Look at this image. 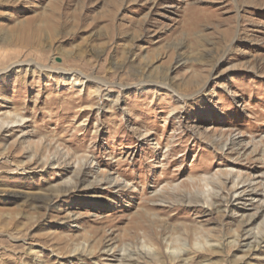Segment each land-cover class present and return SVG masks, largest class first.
<instances>
[{
  "label": "rangeland",
  "instance_id": "obj_1",
  "mask_svg": "<svg viewBox=\"0 0 264 264\" xmlns=\"http://www.w3.org/2000/svg\"><path fill=\"white\" fill-rule=\"evenodd\" d=\"M0 264H264V0H0Z\"/></svg>",
  "mask_w": 264,
  "mask_h": 264
},
{
  "label": "bare ground",
  "instance_id": "obj_2",
  "mask_svg": "<svg viewBox=\"0 0 264 264\" xmlns=\"http://www.w3.org/2000/svg\"><path fill=\"white\" fill-rule=\"evenodd\" d=\"M39 30H41V29H36V31L38 32ZM8 40H10V41H12V37L11 36H9V39ZM13 125L11 126V127H17V126H20L21 124H22V120H19V121H17V122H15V123H12ZM162 198H165V199H168V198H170V199H173V200H177V199H179V198H182V194L180 193V192H177V193H174V194H170L169 195V197L168 198H166L165 196H161V195H157V196H154L151 200H158V199H162ZM169 200V199H168ZM155 201V202H156ZM146 209H147V211H149V212H151L152 211V209L153 208H151L150 207V205H148L147 207H146ZM146 211V212H147ZM149 212H147V213H145V214H143V215H140V217H139V219L138 220H136V222L135 223H133V225L131 226V228H130V230H129V233L127 234V235H125V238L124 239H132V240H135L137 237H138V232H139V230H144V232H145V234L147 235V236H149V238H151L150 237V235H149V233L150 234H152L153 236L155 235V233H154V230H153V224H152V222H151V219H150V217L148 216V214H149ZM162 226H163V228L165 229V230H168L169 228H167L166 227V224L165 223H163L162 224ZM178 227V226H177ZM171 229V228H170ZM172 233H175V232H177L178 230H177V228H173V229H171L170 230ZM187 235L190 237V238H192V235L194 236V233L196 232V231H193V230H190V229H188L187 228ZM181 236V235H180ZM145 237V236H144ZM154 239V238H153ZM151 240H152V238H151ZM155 240V239H154ZM160 243V242H159ZM180 245L178 244V241H176L175 242V250H178V249H180Z\"/></svg>",
  "mask_w": 264,
  "mask_h": 264
}]
</instances>
